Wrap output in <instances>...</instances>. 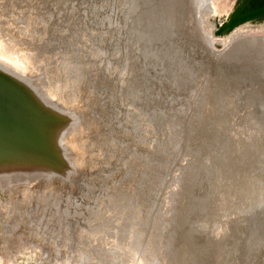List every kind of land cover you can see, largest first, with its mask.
Masks as SVG:
<instances>
[{
	"label": "rangeland",
	"instance_id": "rangeland-1",
	"mask_svg": "<svg viewBox=\"0 0 264 264\" xmlns=\"http://www.w3.org/2000/svg\"><path fill=\"white\" fill-rule=\"evenodd\" d=\"M259 29L264 0H0V49L22 72L0 66L61 132L51 170L0 187V264H246L261 253ZM12 145L0 159L21 153Z\"/></svg>",
	"mask_w": 264,
	"mask_h": 264
},
{
	"label": "bare ground",
	"instance_id": "bare-ground-1",
	"mask_svg": "<svg viewBox=\"0 0 264 264\" xmlns=\"http://www.w3.org/2000/svg\"><path fill=\"white\" fill-rule=\"evenodd\" d=\"M199 3V2H198ZM201 4V3H200ZM239 31H241V30H239ZM239 31H237L236 33H235V35H237V33H239ZM259 33L258 34H256V36H254V37H251L250 38V40L251 41H253L254 43H255V45H257V47H260V48H262L263 49V51H264V29H259V31H258ZM249 39V38H248ZM256 47V48H257ZM1 54H3V55H6V57L5 56H2V58L0 57V63H5V64H7V65H9L10 67L12 66L13 68H14V70L16 69V71H19V72H22V70L18 67V65H17V63H18V61L16 62V61H9V60H6V59H8L7 57V54L3 51V49L1 50L0 49V56H1ZM15 60V59H14ZM263 60V59H262ZM250 61H252V60H250ZM254 62V61H253ZM257 62H259L260 63V61L259 60H257ZM246 63V62H245ZM249 63V62H248ZM258 63V64H259ZM20 64V63H19ZM9 70H7L4 66H0V83H2L1 84V86H0V96H2L3 98H4V102H2V106L0 105V107H1V110H0V114L1 115H18V117H19V115H24L23 113H22V110L21 109H18L19 108V106L20 107H22L23 105H21L19 102L22 100V99H24V98H27V97H30V98H28V99H25V103L26 102H29V101H31V102H33V103H35L36 104V101L38 100V98L37 97H34V94H33V92H32V90H30L27 86L25 87V86H23V84H21L20 82H17V81H15V79H16V76L15 75H13L12 74V72H10ZM16 73V72H15ZM243 73V72H242ZM241 73V74H242ZM238 74H240V73H238ZM237 74V75H238ZM241 74L239 75V76H241ZM246 74H247V72H246ZM258 74V73H257ZM21 75V74H20ZM24 75V74H23ZM37 75V74H36ZM235 75V74H234ZM248 75H246V77H247ZM255 76V75H254ZM242 77V76H241ZM244 77H245V75H244ZM244 77H242L243 79H244ZM235 78V77H234ZM253 78V77H252ZM246 79V78H245ZM248 80H250V79H248ZM247 80V81H248ZM238 81H240V79L238 80ZM252 81V80H251ZM254 81V80H253ZM241 82V81H240ZM255 82V81H254ZM253 83V82H252ZM251 83V84H252ZM41 84H43L44 85V82H42V83H40V85H38V89L40 90V91H42L43 93H44V91H43V88L41 87ZM241 84H242V82H241ZM254 84V83H253ZM252 84V85H253ZM256 84V83H255ZM255 84H254V87H255ZM259 84V83H258ZM258 84H256V86L258 85ZM243 85V84H242ZM247 85V84H246ZM36 86V85H35ZM249 86V85H248ZM15 87V88H14ZM55 87V86H54ZM258 87H259V85H258ZM245 89V88H244ZM247 89V88H246ZM258 89V88H257ZM254 90V89H253ZM256 90V89H255ZM254 90V91H255ZM36 91H38V90H36ZM244 91V90H243ZM249 91V90H248ZM247 91V93H249ZM246 92V91H245ZM243 93V92H242ZM254 93V92H253ZM256 93V92H255ZM245 95H246V93H244ZM252 94V93H251ZM258 94V93H257ZM256 94V95H257ZM38 96H40L41 97V92H39V94H38ZM247 96V95H246ZM245 96V97H246ZM243 97V96H242ZM249 97V96H248ZM257 97H258V95H257ZM256 97V98H257ZM42 98V97H41ZM249 98H252V97H249ZM254 98V97H253ZM30 99V100H29ZM259 99V98H258ZM29 100V101H28ZM43 100V99H42ZM247 100V99H246ZM257 100V99H256ZM14 101H16V105L14 104ZM255 101V100H254ZM253 101V102H254ZM259 101V100H258ZM248 102V101H247ZM260 102V101H259ZM30 103V102H29ZM28 103V104H29ZM256 103V102H255ZM261 103V105H262V102H260ZM259 103V104H260ZM249 104H251V102L249 103ZM252 105V104H251ZM35 107V106H34ZM251 107V106H250ZM254 107H256V106H254ZM262 107V106H261ZM263 107H264V105H263ZM258 108H259V106H258ZM257 108V109H258ZM6 109V110H5ZM16 109H17V111H16ZM256 109V108H255ZM262 109V108H261ZM13 110V111H12ZM36 110V109H35ZM34 110V111H35ZM49 110H51V109H49ZM246 110H248V108H246ZM250 110V109H249ZM263 110V109H262ZM8 113H7V112ZM37 112H38V110H36ZM31 112L28 116H30V118H29V121L28 120H26L25 122H26V126H27V129H28V131L30 132V130H33V132H34V137H33V139L30 141V142H27V144H26V148H28L27 150H22V151H20L21 153L20 154H18V155H14V156H12V155H9V154H7V155H1V156H3L2 157V159H0V187H5V185H8V182H11V181H17V180H21V179H24V178H26L27 176H29L30 174H33V173H35L36 171H37V173H41V172H43V171H48V170H51V166H47V164H44V163H42V162H40V161H35L34 162V159H32L31 157H29L30 155H32L33 153H34V151L33 150H30L32 147H36V146H40V144H39V138H38V134H36V132H38V133H40V134H42L43 135V133H44V129H43V127H41V126H43V122L40 120H36V118L38 119L39 117L37 116L38 114H36L37 112ZM251 111V110H250ZM259 111H260V109H259ZM259 111H257L256 113H260L261 114V111L259 112ZM50 112V111H49ZM246 112V111H245ZM254 113H255V110L253 111ZM39 113V112H38ZM248 113H250L249 111H248ZM253 113V114H254ZM255 113V114H256ZM260 114H259V116H260ZM246 115V114H245ZM251 115V114H250ZM249 115V117H251ZM247 116H248V114H247ZM248 117V118H249ZM262 117H264V116H262ZM245 118H247L246 116H245ZM251 119V118H250ZM15 119H13V121H14ZM11 121V120H10ZM12 121V123H11V125H10V127L9 126H7V127H5V126H3L4 125V120H0V124H1V126H0V134H3V133H6V134H10L11 136H12V139H10V140H4V141H0V146H1V144H4V145H6L9 141H12V142H15V141H17V139H19V137H20V133H21V135L23 136V132H22V129L20 128V124H19V126L17 125V124H13L14 122ZM16 122L17 121H20L18 118H16V120H15ZM247 123V122H246ZM246 123H244V124H246ZM243 124V125H244ZM246 125H248V124H246ZM21 126L23 127L24 126V124H23V119H22V122H21ZM58 126H56L55 128H57ZM242 127V126H241ZM54 128V129H55ZM59 128H61V127H59ZM244 128H245V126H244ZM62 129V128H61ZM242 129V128H241ZM247 129V128H246ZM11 130V131H10ZM60 130V129H59ZM245 130V129H244ZM19 131V134H18V137L16 136L17 135V132ZM57 131L58 130H54V134H55V136L56 137H58L59 135H60V133L61 132H59V135L57 136ZM63 131V130H62ZM238 131H239V129H238ZM246 131V130H245ZM249 131V130H248ZM242 132V131H241ZM250 132V131H249ZM28 134V133H27ZM27 134H25L26 136H27ZM241 134H243V133H241ZM252 134H253V132H252ZM251 137H252V135H251ZM5 138V137H4ZM257 138V137H256ZM24 139V138H23ZM25 139H27V138H25ZM254 139V138H253ZM240 140V139H239ZM238 140V141H239ZM256 140V139H255ZM241 141H243V139H241ZM251 141H252V139H251ZM50 142H52V141H49V144H50ZM244 143V142H243ZM254 143V142H253ZM257 143V142H256ZM255 143V144H256ZM245 144V143H244ZM3 145V146H4ZM258 145V144H257ZM259 145H261V144H259ZM245 146V145H244ZM251 146V145H250ZM258 147V146H257ZM247 148V147H246ZM255 150V149H254ZM254 150L252 151V153H256V152H254ZM251 151V150H250ZM261 151V150H260ZM264 152V151H263ZM248 153V152H247ZM251 153V152H250ZM251 153V154H252ZM258 153H259V150H258ZM257 155V153L254 155V156H256ZM259 155V154H258ZM262 155H264V153L262 154ZM261 156V155H260ZM257 157V156H256ZM264 157V156H263ZM258 158H260V157H258ZM57 160H58V158H57ZM264 160V159H263ZM261 161V160H260ZM255 162V161H254ZM60 163V162H59ZM253 163V162H252ZM262 163V162H261ZM255 163H253V165H254ZM263 164V163H262ZM60 165H61V163H60ZM244 166H245V164H243ZM258 165H260V164H258ZM247 167V166H246ZM260 167V166H259ZM257 168H258V166H257ZM257 168H255V169H257ZM260 168H262V167H260ZM263 168H264V166H263ZM262 168V169H263ZM252 169H253V167H252ZM249 171H250V169H248ZM264 170V169H263ZM252 171V173H253V171L254 170H251ZM250 171V172H251ZM248 174H250L249 172H248ZM259 174H260V172H259ZM263 174V173H262ZM253 175H255V173H253ZM258 175V174H257ZM256 175V176H257ZM249 176V175H248ZM262 177H263V175H262ZM251 178V177H250ZM249 178V179H250ZM256 178H259V177H256ZM256 178H254L255 180H256ZM262 179V178H261ZM252 180H253V178H252ZM263 180V179H262ZM245 181V180H244ZM248 180H246V182H247ZM250 181V180H249ZM259 181H260V179H259ZM253 183L252 184H254V181H252ZM259 183V182H258ZM251 184V183H250ZM256 184V183H255ZM246 185V184H245ZM248 185H249V183H248ZM247 186V185H246ZM255 186V185H254ZM254 186H253V188H254ZM248 187V186H247ZM251 187H252V185H251ZM244 189H245V187H243ZM248 188H250V187H248ZM256 190V189H255ZM253 191H254V189H253ZM252 191V192H253ZM257 191V190H256ZM256 191H254L255 193H256ZM248 192V191H247ZM257 192H259V191H257ZM261 192V191H260ZM251 193V192H250ZM248 194H249V192H248ZM254 194V193H253ZM257 195V194H256ZM262 201H264V191H263V193H262ZM242 196V195H241ZM245 196H246V194H245ZM248 196V195H247ZM250 196H252L253 197V195H251L250 194ZM249 196V197H250ZM259 196V195H258ZM238 197H240V196H238ZM237 197V198H238ZM243 197V196H242ZM248 197V198H249ZM251 197V198H252ZM247 198V197H246ZM250 198V199H251ZM254 198V197H253ZM240 199H241V197H240ZM239 199V200H240ZM255 199V198H254ZM238 200V201H239ZM242 200V199H241ZM237 201V202H238ZM244 201V200H243ZM256 201V200H255ZM259 201V200H258ZM250 202V201H249ZM257 202V201H256ZM239 203H241V201L239 202ZM243 203V202H242ZM252 203H255V202H252ZM237 204V203H236ZM247 204H248V202H247ZM262 205V204H261ZM242 206V205H241ZM240 206V207H241ZM252 206V205H251ZM254 206H256V205H254ZM258 206V205H257ZM263 206V205H262ZM239 207V206H238ZM247 207V206H246ZM261 207V206H260ZM242 208V207H241ZM250 208V207H249ZM249 208H246V210L247 209H249ZM255 208V207H254ZM238 209H240V208H238ZM237 209V210H238ZM250 209H252V208H250ZM259 209H262V208H259ZM246 210H244V212L246 211ZM255 210H257V209H255ZM241 211H243L242 209H241ZM254 212V211H253ZM246 214V213H245ZM257 214V213H256ZM250 215H251V213H250ZM249 215V216H250ZM254 215V214H253ZM243 216V218H244V215H242ZM247 216V215H246ZM262 217V216H261ZM249 218V217H248ZM260 218V217H259ZM250 219H251V217H250ZM239 220V219H238ZM239 221H241V220H239ZM239 221H237L238 223H239ZM246 222H247V220H246ZM235 222H233V224H234ZM236 225H237V223H235ZM234 224V225H235ZM241 225V224H240ZM239 225V226H240ZM248 228V227H247ZM230 229V228H229ZM226 230V229H225ZM234 232V231H233ZM232 232V233H233ZM231 236V235H230ZM245 237V236H244ZM196 241V240H195ZM198 241V240H197ZM196 241V242H197ZM236 241V240H235ZM208 242V241H207ZM199 243V242H198ZM222 243V242H221ZM232 243V242H231ZM236 243V242H235ZM200 244V243H199ZM199 244H198V246H199ZM230 244V243H229ZM228 244V245H229ZM189 245H191V244H189ZM196 245V244H195ZM201 245H202V243H201ZM200 245V246H201ZM205 244L203 243V246H204ZM221 245V244H220ZM223 245V244H222ZM221 245V246H222ZM227 245V244H226ZM234 245V244H233ZM237 245V244H236ZM197 246V250L199 249V247ZM206 246V245H205ZM211 247L210 248H213L212 247V245H210ZM217 246H219V245H217ZM217 246H215V247H217ZM220 246V247H221ZM223 246H225V245H223ZM190 247V246H189ZM203 248V247H202ZM209 248V247H208ZM227 248V247H226ZM228 248H230V247H228ZM232 248V247H231ZM258 247H255L254 248V250H252L251 252H250V256H248V257H251V258H249L248 260L249 261H247L246 262V264H264V250L260 253V251H259V249L257 250V253H256V249H257ZM189 249V248H188ZM195 249V248H194ZM204 249H205V247H204ZM203 249V250H204ZM222 249V248H221ZM233 249V248H232ZM238 249V248H237ZM191 250H192V247H191ZM201 249H199V251H200ZM206 250V249H205ZM213 250V249H212ZM228 250V249H227ZM241 250V249H240ZM196 251V250H195ZM194 251V252H195ZM207 251L209 252V250L207 249ZM206 251V252H207ZM223 251V250H222ZM229 251V250H228ZM253 251H255V252H253ZM198 252V251H197ZM205 252V251H204ZM215 252H216V250H215ZM225 252V251H224ZM223 252V253H224ZM233 252H235V251H233ZM238 252V251H237ZM200 253H201V251H200ZM202 253H203V251H202ZM230 253V252H229ZM190 254V253H189ZM192 254H194V253H192ZM196 254V253H195ZM206 253H204V255H205ZM209 254V253H208ZM208 254H206L207 256H204V257H208L209 255ZM212 254V253H211ZM213 254H214V251H213ZM237 254V253H236ZM197 255V254H196ZM202 256H203V254H201ZM216 255V254H215ZM223 255V254H222ZM222 255H220V256H222ZM229 255H231V254H229ZM228 255V256H229ZM233 255V254H232ZM241 255V254H240ZM192 256V255H191ZM190 256V257H191ZM212 256V255H211ZM210 256V257H211ZM242 256V255H241ZM195 257V256H194ZM197 257V256H196ZM201 257V256H200ZM217 257V256H216ZM225 257H227V255L225 256ZM215 258V257H214ZM213 258V259H214ZM219 258H221V257H219ZM219 258H217V259H219ZM196 259V258H195ZM203 259V258H202ZM205 259V258H204ZM203 259V260H204ZM208 259H210L209 257H208ZM207 259V260H208ZM213 259H210L211 261L213 260ZM222 259V258H221ZM220 259V260H221ZM229 259H231V258H229ZM228 259V260H229ZM206 260V259H205ZM204 260V261H205ZM202 261V260H201ZM204 261H202V263L204 262ZM210 261V262H211ZM215 261V262H214ZM214 261H212V262H214L213 264H215L216 263V258H215V260ZM225 261V260H224ZM230 261V260H229ZM208 262V261H207ZM207 262H204V263H207ZM218 262V261H217ZM226 262V261H225ZM225 262H223L224 264H226ZM231 262H232V260H231ZM234 262V261H233ZM201 262H199V264H202ZM209 263V262H208ZM207 263V264H208ZM219 263V262H218ZM217 264V263H216ZM221 264V263H220ZM239 264H241V263H239ZM245 264V263H244Z\"/></svg>",
	"mask_w": 264,
	"mask_h": 264
},
{
	"label": "water",
	"instance_id": "water-1",
	"mask_svg": "<svg viewBox=\"0 0 264 264\" xmlns=\"http://www.w3.org/2000/svg\"><path fill=\"white\" fill-rule=\"evenodd\" d=\"M15 81L19 82L17 79H15ZM20 81H22L24 84L22 82H20V83L23 84V86L25 85V87H26L25 80L23 79ZM1 84L2 83H0V86H1ZM28 98H30V97L24 98L19 102L23 106L22 107L19 106L18 109H21L22 113L24 115H19V117H18V115H1L0 114V120H4L3 126H5V127H7V126L10 127L13 119L16 120V118H18L20 121L16 122L14 120L13 124H17L18 126L20 124V128L22 129V132H23V136L20 133V137H19L18 141H15V142L9 141L6 145L1 144L0 147H4L6 149L7 147L13 146L12 144H17V146H16L17 148L14 147L11 152H13L14 150H18V151L27 150L28 148H26V144H27V142H30L33 139L35 134H34L33 130H30V132L28 131L25 121L26 120L29 121L30 116H28V115L31 112H35L36 110H38L39 113L36 111L37 112L36 114H38L37 116L39 118L38 119L36 118V120H39V121L41 120L44 123L43 126H41L44 129V133L42 135V134L36 132V134H38V138H39L38 141H39L40 146L32 147L30 150H33L34 153L32 155H30L29 157L34 159V162L40 161L44 164H47V166L52 167L53 162L51 163V160L54 158L57 161V158L59 157V155L57 153V149H56V136L54 134L55 129L53 126L47 127V125H45V123L47 122L46 117H45V115H42V113H40L41 110L39 109V107H37V105L35 103L29 101L30 99L28 100L30 103L29 102L25 103V99H28ZM3 100H4V98L2 96H0V105L1 106H2V102H4ZM14 104L15 105L17 104L16 101H14ZM0 110H1V107H0ZM16 111H17V109H16ZM22 119H23V124H24L23 127L21 126ZM0 126H1V124H0ZM18 134H19V131L17 132V135H16L17 137H18ZM25 134H27V136ZM25 138H27V139H25ZM10 139H12V136L10 134H6V133L0 134V141L1 142L4 140H10ZM49 141H52V142H50V144H49Z\"/></svg>",
	"mask_w": 264,
	"mask_h": 264
}]
</instances>
